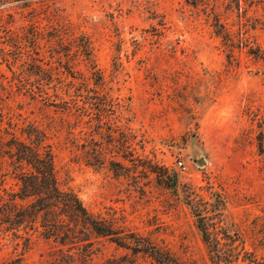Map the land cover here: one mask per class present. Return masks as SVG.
<instances>
[{"label":"rangeland","instance_id":"rangeland-1","mask_svg":"<svg viewBox=\"0 0 264 264\" xmlns=\"http://www.w3.org/2000/svg\"><path fill=\"white\" fill-rule=\"evenodd\" d=\"M31 125L60 187L131 241L176 264L264 260V0H0V138ZM92 241L76 264H158ZM60 247L0 231V264Z\"/></svg>","mask_w":264,"mask_h":264},{"label":"trees","instance_id":"trees-1","mask_svg":"<svg viewBox=\"0 0 264 264\" xmlns=\"http://www.w3.org/2000/svg\"><path fill=\"white\" fill-rule=\"evenodd\" d=\"M214 26L218 34L227 36L221 24L216 22ZM81 52L85 59H92L88 40L81 46ZM23 132L24 139L13 135L0 138V164L5 162L10 168L0 172V231L11 233L16 238L34 231L61 247L68 246L66 250L61 247L57 250L56 264H76L77 259L70 252L75 244L85 248L83 255L88 256L87 248L93 243L92 237H107L117 246L130 248L134 253L148 254L158 264H176L168 253L141 244L136 237L131 241L129 238L132 237L91 213L73 190L61 188L45 134L32 125ZM7 175L14 180L16 189L4 186ZM196 216L203 240L210 247V257L221 261L222 255L214 253L217 237L210 238L199 220L201 218L198 214ZM23 239L26 241L28 237ZM5 264L19 263L12 260ZM258 264H264V260Z\"/></svg>","mask_w":264,"mask_h":264},{"label":"built area","instance_id":"built-area-1","mask_svg":"<svg viewBox=\"0 0 264 264\" xmlns=\"http://www.w3.org/2000/svg\"><path fill=\"white\" fill-rule=\"evenodd\" d=\"M178 166H179L180 168H184L182 162H180V161L178 162Z\"/></svg>","mask_w":264,"mask_h":264},{"label":"water","instance_id":"water-1","mask_svg":"<svg viewBox=\"0 0 264 264\" xmlns=\"http://www.w3.org/2000/svg\"><path fill=\"white\" fill-rule=\"evenodd\" d=\"M198 163H199V164L201 163L200 160L198 161Z\"/></svg>","mask_w":264,"mask_h":264}]
</instances>
